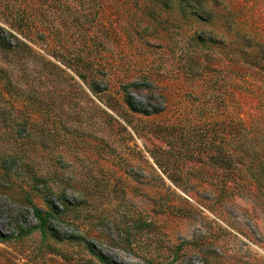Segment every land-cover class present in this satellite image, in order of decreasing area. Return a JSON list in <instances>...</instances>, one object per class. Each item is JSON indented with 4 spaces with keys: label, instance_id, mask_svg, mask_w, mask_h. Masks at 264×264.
Returning a JSON list of instances; mask_svg holds the SVG:
<instances>
[{
    "label": "rangeland",
    "instance_id": "374dc122",
    "mask_svg": "<svg viewBox=\"0 0 264 264\" xmlns=\"http://www.w3.org/2000/svg\"><path fill=\"white\" fill-rule=\"evenodd\" d=\"M0 40V264H264V0H0Z\"/></svg>",
    "mask_w": 264,
    "mask_h": 264
},
{
    "label": "trees",
    "instance_id": "16d2710c",
    "mask_svg": "<svg viewBox=\"0 0 264 264\" xmlns=\"http://www.w3.org/2000/svg\"><path fill=\"white\" fill-rule=\"evenodd\" d=\"M24 46V48L31 50L30 47H28L25 44H22ZM16 45L11 46L10 44H6L5 42H3L2 40H0V52H5V51H11L14 52L15 50H13V48H15ZM35 59L38 61H44L45 63L44 66L48 69H53L56 68V66L54 64H52L51 62H46L41 56H35ZM0 71H2V67H0ZM134 96L127 94L125 97V104L127 105V111L126 113L131 114V113H136V112H140L142 115L144 116H148L149 114L147 113V111H145V109H138L133 101ZM139 119V117L137 118Z\"/></svg>",
    "mask_w": 264,
    "mask_h": 264
}]
</instances>
